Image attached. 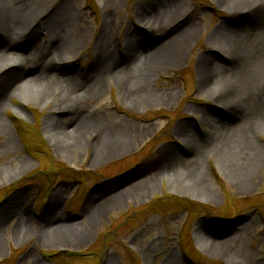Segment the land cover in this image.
I'll return each mask as SVG.
<instances>
[{
	"label": "rangeland",
	"instance_id": "rangeland-1",
	"mask_svg": "<svg viewBox=\"0 0 264 264\" xmlns=\"http://www.w3.org/2000/svg\"><path fill=\"white\" fill-rule=\"evenodd\" d=\"M63 1L45 5L34 26L42 29L45 20H51L53 27L59 25L60 38V31L67 28L61 20L72 15L67 36H84V41L53 65H61L60 71H64L65 64L71 78L82 85L104 71L97 49L104 30L111 37L113 53L122 55L129 30H143L145 44L138 46L142 50L152 47L154 35L169 30L170 35L185 27L198 32L180 63L162 65L158 58L148 63L157 71L151 90L171 93L168 102L158 103V97L151 94L153 104L134 106L122 97L123 76H111L99 94L77 106L81 114L104 120L106 132L119 142L113 146L105 141L97 147L87 144L90 135L78 139L76 146L72 137L51 134L48 116L66 117L64 111L54 108V99L59 98L54 95L56 87L31 81L35 74L29 72L31 62L22 69L24 79L6 82V75L14 74L18 67L1 71L0 62V75L5 73L0 77V89H6L0 99V264H168L171 260L176 264H264V121L246 128L253 154L240 168L251 166L254 176L249 188L241 187L238 173L208 149L200 154L211 190L204 197L152 168L153 163L174 154L187 159L186 142L179 135L182 125L196 139L208 129L202 120L204 112L214 113L217 101L200 89L204 81L198 76L197 63L215 49L211 40L224 43L235 36L243 40L250 56H261L256 52L262 41L256 13L251 10L239 16L218 0H69L67 6ZM1 2L0 38L5 16ZM156 2L169 9L180 7L178 19L156 21L154 28L150 27L151 15L141 22V16H147L146 10ZM218 27L225 33L224 40L215 35ZM47 32L46 26L45 31H37V49H45ZM210 57L215 66L231 69L227 54ZM259 78L256 85L262 98L257 112L264 119V81ZM250 102L247 100L249 106ZM236 164L234 161V168ZM94 199L102 209L96 215L87 212ZM103 204L110 206L104 209ZM244 218L250 219L242 226ZM49 219L50 224L59 225L49 226ZM84 226L89 234L79 242H56L47 233L71 228V236ZM202 228L204 232L199 234ZM208 237L225 242L221 249L229 252L227 256L209 251Z\"/></svg>",
	"mask_w": 264,
	"mask_h": 264
},
{
	"label": "bare ground",
	"instance_id": "bare-ground-1",
	"mask_svg": "<svg viewBox=\"0 0 264 264\" xmlns=\"http://www.w3.org/2000/svg\"><path fill=\"white\" fill-rule=\"evenodd\" d=\"M50 1L52 0H3L1 2V4L3 3V7L5 6L3 20L4 33L0 38L1 71L3 69V71L11 72L12 68L10 66L14 65L16 68L18 67L14 74L6 75L5 81L7 82L16 78L24 79L22 69L31 62L29 72L35 73L31 81L36 80V85H54L56 87L54 95L55 97H59L58 99H54L55 102L57 101L54 108L64 111L62 114L66 116L63 119L56 115L48 116V123L50 128H52L50 130L51 134L54 136L64 134V136H68V139L72 137L75 139L76 146L79 143L78 139L88 135L91 138L86 137L87 144L97 147L105 141L110 143L111 146L117 145L119 142L115 141L113 135H109L110 132H106V123L104 120L102 121L95 114H81L77 106L88 99L89 96L99 94L103 88L104 81L108 79L107 82H109L111 76H123L124 84L121 88L122 97L130 101L134 106L153 104L151 103V94L158 97V103L168 102L169 98L172 97L171 93L155 94L151 90L152 79L157 71L155 72V66H149L148 63L154 61L156 58L160 60L162 65L169 64V62L174 64L180 63L185 48L191 39L196 36L198 29L185 27L182 30L180 29L176 35L174 33L170 35L171 30L159 36L154 35V41L151 43L152 47L148 48L149 46L146 44L147 48L145 50L138 48L142 43L145 44L144 39L141 38L143 30L140 28L137 30H129L125 36V51H123L125 54L123 55L119 53L120 51L116 52V54L113 53L109 44L111 37L104 30V33L100 35L97 42L100 68H103L104 71L98 75L99 77L89 78L91 80L85 85H82L71 78V72L66 71L65 64H63L64 71L61 70L62 73L60 71L61 65H53V63L57 64L55 61L63 59V55L78 49L84 41V36H78L73 39H69L67 36L66 29L72 24L73 20H69L72 15H68L65 20H61L63 22L60 24H66L67 28L60 31V38L56 31L59 25L56 24L53 27V21L45 20L42 29L45 31L46 26L48 30L46 47L45 49L43 47H39L38 49L35 47L38 41L36 33L37 31L41 32L42 29L40 25L34 26L36 24L34 19L41 15L44 6L49 4ZM218 1L226 6L230 12L237 13L239 16H246L250 14L251 10L254 11L257 16L256 18L261 22L262 32L260 33L264 36V0ZM68 3L69 0H64L62 5L67 6ZM178 8L180 7L169 9L166 6L157 5L156 2L151 6L150 10L149 8L146 10L145 13L147 16H141L140 18L139 15L138 18L143 22L141 19H146L151 15L154 20L152 22L150 21V27L154 28L156 21L157 23H161V20L169 21L174 17V19H178L180 11ZM251 19L254 20L255 18ZM179 23L181 21L176 23V25ZM145 25L147 26L148 23L145 22ZM104 26L106 27V25ZM223 32L218 27L215 30V35H220L219 37L223 38L225 37L223 35L225 33ZM262 36L260 48L256 50L257 53H261L259 58L250 56L251 52L249 53L246 50L243 40L238 41L235 36L229 37L225 41L227 44H224L225 42L217 43V41L211 40L213 41L211 44L215 49H210L209 52L207 51L208 56L200 58L197 63L198 76L204 81V84L200 85V89L204 92H209L217 101V105L213 108L214 113L211 111L204 112L202 120L208 129L203 136L196 139L193 138V133L188 130L189 127L182 125L179 130V135L186 142L187 159L174 154L173 157H168V160L162 159L161 161L153 163L152 168L154 172L166 177H173L184 188L190 189L192 194L204 197L211 190L205 179L204 161L202 162L201 158L203 154H200L203 150L208 149L209 151L218 153L224 165L226 164L232 167L233 172L236 171L238 173L239 180H237L241 187H251V179L254 176L251 166L246 164L241 169L240 165L246 163L248 157L253 154L249 150L252 142L246 132V128H251L249 126L251 124H262L264 121L257 112V104L261 102L262 97L260 98L258 85H256L260 81H258L259 77L264 81V38ZM162 38L165 39L160 42ZM24 39L27 40L23 42ZM19 48H21L20 51H18ZM224 54H227L232 60L231 69L215 66L210 57L215 58V56H220L222 58ZM2 76H5L4 72H1L0 77L2 78ZM5 90V87L0 89V99H3L4 93H6ZM143 92L147 94L143 95ZM247 100H251L250 106L247 104ZM237 113H240V115H237ZM64 119L69 121L67 122ZM9 149H11V146ZM235 149L238 151L237 154ZM221 151L226 152V154ZM234 161L237 163L235 168L233 167ZM145 171H148V167H145ZM149 181H152V179ZM98 203L96 199L92 200L89 207L91 205L93 206L87 212L96 215V213L101 211L102 209ZM103 205L104 209L105 207L108 209L110 206V204ZM249 219L244 218L246 222L242 226H245ZM50 223L52 222L49 219V226L59 225L57 222ZM31 231L33 233L35 230L32 228ZM40 231L38 232L40 233ZM202 231L203 228L199 230V234ZM47 233L56 242H66L67 240L75 241L76 239L79 242L88 236L89 231L84 226L82 229H76L75 234L70 236L68 235L69 233H74L71 228L62 229L59 227L51 232L48 230ZM56 236L59 237L57 238ZM208 238L211 239L210 242L206 241L208 244L206 248L209 251L213 253L217 251L220 255L227 256L229 252L221 249L222 246H225V242H218L212 237ZM172 262L173 260L169 261L168 264H176ZM108 264H111V262H108Z\"/></svg>",
	"mask_w": 264,
	"mask_h": 264
}]
</instances>
